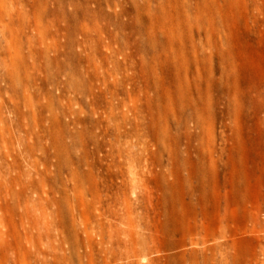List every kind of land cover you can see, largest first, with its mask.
Instances as JSON below:
<instances>
[{"label":"rangeland","instance_id":"374dc122","mask_svg":"<svg viewBox=\"0 0 264 264\" xmlns=\"http://www.w3.org/2000/svg\"><path fill=\"white\" fill-rule=\"evenodd\" d=\"M115 1L0 0V264H264V0Z\"/></svg>","mask_w":264,"mask_h":264},{"label":"bare ground","instance_id":"6f19581e","mask_svg":"<svg viewBox=\"0 0 264 264\" xmlns=\"http://www.w3.org/2000/svg\"><path fill=\"white\" fill-rule=\"evenodd\" d=\"M145 1V0H144ZM149 3H150V1H148ZM147 1L145 2L146 4L148 3ZM144 3V2H143ZM144 3V4H145ZM104 4H105V6L108 8V9H110L112 6L113 7H116L117 6V3H116V1L115 0H104ZM103 5H102V2H98L97 3V10L95 11L96 13H95V18H100L102 21H103V23L105 24V25H113V26H116V27H120V26H122L121 25V23H120V21H118L117 19H118V16L119 15H121L122 14V10L120 9L119 11H116V10H113L112 12H105L104 11V9H103V7H102ZM138 6V5H137ZM149 6V5H148ZM53 17V16H52ZM55 18V17H54ZM57 19V18H56ZM63 20V19H62ZM95 20V19H94ZM58 23H59V21H58ZM57 24V23H56ZM39 25V24H38ZM102 26V25H101ZM2 27H3V30H6V29H9V30H11L12 28H15V25H14V23L12 22V19L11 20H8V21H4L3 22V24H2ZM103 27V26H102ZM105 27V26H104ZM177 27H179V26H177ZM104 29V28H103ZM8 30V31H9ZM103 32V31H102ZM101 33V32H100ZM63 34V33H62ZM75 34V33H74ZM107 34H109V33H107ZM144 35V34H143ZM108 36H110V34L108 35ZM141 36V35H140ZM150 37H151V35H150ZM149 37V38H150ZM110 38H112L111 36H110ZM141 38H142V36H141ZM140 38V39H141ZM152 38V37H151ZM153 39H154V37H153ZM9 40H10V38H9ZM9 40H7V41H9ZM71 40V39H70ZM139 40V39H138ZM168 41V40H167ZM169 41H170V39H169ZM150 42L152 43L153 42V40L151 39L150 40ZM56 43V42H55ZM69 43V42H68ZM158 43V42H157ZM16 44V43H15ZM160 45H161V43H160ZM10 46H12V45H10ZM150 46V45H149ZM154 46V45H153ZM172 46V45H171ZM178 46V45H177ZM151 47H152V45H151ZM176 47V46H175ZM48 48V47H47ZM51 48V47H50ZM49 49V48H48ZM41 50H43L44 51V49H41ZM150 50V49H149ZM180 50H183V49H180ZM31 51V50H30ZM43 51H40V52H43ZM48 51V50H47ZM47 51H44L45 53H43L42 55H44L45 57H46V52ZM153 51H154V49H153ZM40 52L39 51H33V52H31L32 54L31 55H40ZM21 53V52H20ZM28 53V52H27ZM48 53V52H47ZM179 53V52H178ZM184 53V52H183ZM155 54V53H154ZM26 55V54H25ZM30 55V56H31ZM5 56V55H4ZM15 56V54H13V57ZM24 55L21 53V54H18V55H16V60H15V58H12V56H11V60L9 61V65H8V68L10 69V71H13L11 68L12 67H14L15 65H16V63H18L19 62V60H20V63L21 62H23V59H24V57H23ZM33 56H31V58L33 57ZM48 56V55H47ZM8 57H9V55H8ZM27 57V56H26ZM45 57H44V60H45ZM49 57H51V56H49ZM48 57V58H49ZM152 57V54H151V56H150V58ZM34 58V57H33ZM42 58H43V56H42ZM155 58H156V56H155ZM17 59H18V61H17ZM46 59H47V57H46ZM50 59V58H49ZM8 60V59H7ZM43 60V59H42ZM52 60L53 61H55L56 63L58 62V60L56 59V57H54V58H52ZM157 60H159V59H157ZM17 61V62H16ZM4 62V61H3ZM5 62H7V61H5ZM147 62V61H146ZM19 63V64H20ZM151 63H152V65H154V67H156L157 68V66H155V64H153V61H151ZM150 63V64H151ZM155 63V62H154ZM18 64V65H19ZM31 64H32V62H31ZM35 64V63H34ZM157 64V63H156ZM14 65V66H13ZM151 65V66H152ZM158 65V64H157ZM5 66V65H4ZM10 66H11V68H10ZM23 66V65H22ZM32 66V65H31ZM7 67V66H6ZM6 67H4V68H6ZM16 67L17 66H15L14 68H15V70H16ZM24 69V68H23ZM32 69V68H31ZM14 70V71H15ZM58 70V69H57ZM56 70V71H57ZM6 71H8V70H6ZM13 71V72H14ZM23 71H25V70H23ZM15 73V72H14ZM14 73H10L9 71H8V73H6V74H8V76H9V78L11 79V78H13L14 77ZM75 73V72H74ZM73 73V74H74ZM17 74V73H16ZM58 74V73H57ZM6 77V76H5ZM6 79V78H5ZM7 80H9V79H7ZM17 80V79H16ZM85 80L87 81V88H88V90H90L91 89V86H92V81H93V78L91 77V76H87V78H85ZM19 81V80H18ZM26 82V81H25ZM29 82V81H28ZM26 84H29V83H26ZM53 84V83H52ZM68 84V83H67ZM7 85H8V87L10 88V89H13L12 88V86H11V84L10 83H8L7 82ZM57 88V87H56ZM67 88H71V86H69L68 85V87ZM73 88V87H72ZM62 90L64 91V90H66V88L64 87V88H62ZM66 91H68V90H66ZM14 92V91H13ZM27 92V91H26ZM29 93V92H28ZM148 93V92H147ZM14 94V93H13ZM16 94V93H15ZM32 94V93H31ZM143 94V93H142ZM170 94V93H169ZM26 95V94H25ZM149 95V94H148ZM167 96V95H166ZM165 96V97H166ZM170 96V95H169ZM20 97V96H19ZM26 97V96H25ZM24 97V98H25ZM28 97V96H27ZM158 97V96H157ZM158 99V98H157ZM160 106V105H159ZM16 108V107H15ZM40 112V111H39ZM64 112V111H63ZM18 113V112H17ZM32 114V113H31ZM24 116V115H23ZM35 118V117H34ZM32 120V119H31ZM35 120V119H34Z\"/></svg>","mask_w":264,"mask_h":264}]
</instances>
